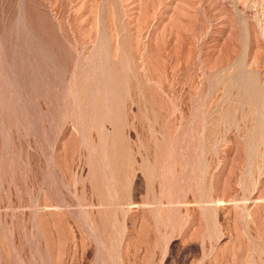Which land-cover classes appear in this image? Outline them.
Instances as JSON below:
<instances>
[{
  "label": "rangeland",
  "instance_id": "obj_1",
  "mask_svg": "<svg viewBox=\"0 0 264 264\" xmlns=\"http://www.w3.org/2000/svg\"><path fill=\"white\" fill-rule=\"evenodd\" d=\"M0 264H264V0H0Z\"/></svg>",
  "mask_w": 264,
  "mask_h": 264
}]
</instances>
